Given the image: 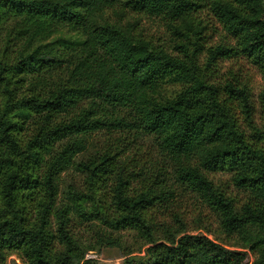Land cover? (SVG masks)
<instances>
[{"label": "trees", "instance_id": "1", "mask_svg": "<svg viewBox=\"0 0 264 264\" xmlns=\"http://www.w3.org/2000/svg\"><path fill=\"white\" fill-rule=\"evenodd\" d=\"M143 18L165 23L176 54L138 32ZM235 62L242 73L225 67ZM249 68L264 83V0H0V264H99L74 217L144 239L125 264H264V148L243 129L263 136ZM99 134L105 147L77 165L84 190L60 204L61 172ZM146 139L157 158L140 162ZM217 173L248 195L240 209ZM177 185L244 248L170 227L156 238L151 212Z\"/></svg>", "mask_w": 264, "mask_h": 264}, {"label": "rangeland", "instance_id": "2", "mask_svg": "<svg viewBox=\"0 0 264 264\" xmlns=\"http://www.w3.org/2000/svg\"><path fill=\"white\" fill-rule=\"evenodd\" d=\"M138 25V32L144 34V37L150 40L156 46H164L170 50L171 53L176 51L173 49L174 44L172 40L176 38L169 32L165 23L159 19H140ZM214 41V40H213ZM203 63V62H202ZM232 65L235 71L242 73V63L235 62L226 64V68ZM249 74L252 78V104L253 119L255 125L262 130L263 136L254 137L251 129L249 130L243 125L246 131L247 138L250 142L259 141V144L264 148V107L261 100V95L264 93V83L260 76L254 69L249 68ZM225 71V70H224ZM213 82H221L220 77L218 81L216 78H211ZM180 86H170L167 88L169 94L177 93ZM240 124L242 125V114L239 112ZM64 143V142H63ZM106 136L99 134L93 135L88 139L87 148L85 151L77 154L70 166L64 168L60 174L58 187H59V203L67 204V192L70 189L84 190L85 188V175L78 170L77 165L80 162L87 161L90 157L101 152L105 147ZM59 143L57 144V146ZM62 145V144H60ZM141 152L137 155L140 162L153 161L157 158V152L151 139H146L142 143ZM134 153H137L134 148ZM210 178L218 186L221 192H224L230 198L234 199L235 207H240L249 200L248 195L236 190L231 182L228 173H217L211 175ZM176 192L175 202H168L167 204L161 203L160 206L154 208L151 212V219L153 228L155 230L156 238H164L168 235L165 233V228L170 227L172 233L184 232L187 234L202 233L210 239L224 245L231 249L244 248L242 242L235 236L227 235L220 226L218 214L208 207L202 200L197 198L194 194L187 192L185 188L174 186ZM53 231L55 228L53 227ZM70 231L77 239L84 249L91 247L99 248L97 251H89L86 254V259H92L99 264H125V261L130 258H139L145 255L146 249L149 247L146 241L140 238L135 232L120 231L113 232L111 236L106 235V228L97 222H82L80 219L74 217L70 223ZM107 231L111 232L109 229ZM108 234V233H107ZM111 238L114 245L100 247L99 244L102 240L107 241ZM7 264H22L21 260L16 255H11L7 259Z\"/></svg>", "mask_w": 264, "mask_h": 264}]
</instances>
